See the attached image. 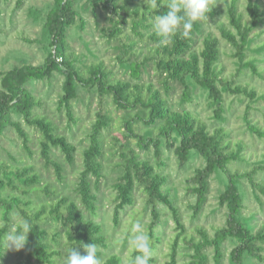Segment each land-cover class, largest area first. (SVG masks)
Masks as SVG:
<instances>
[{
    "label": "trees",
    "instance_id": "1",
    "mask_svg": "<svg viewBox=\"0 0 264 264\" xmlns=\"http://www.w3.org/2000/svg\"><path fill=\"white\" fill-rule=\"evenodd\" d=\"M23 1L18 0V4L21 5ZM78 1L80 0H53L44 14L41 38L46 50L44 62H22L0 70V146L7 129L13 128L32 155V137L27 125L35 127L41 133V155L48 166L55 168L61 182L65 179V166L57 160L55 150L59 149L66 161L74 164L78 148L67 134L58 131L57 125L48 114L38 112L37 108L43 105V100L28 83L36 79H52L56 71L63 73L65 77L59 104L66 106L72 117V104L80 97L81 88L88 91L96 89L100 97V108L89 133L90 142L83 150L84 167L76 187L83 206L52 182L43 183V176L34 163L13 154H10L13 160L0 155V235L13 223L14 211L20 212L23 218L31 220L33 224V231L28 237V251L16 264H63L69 247H76L81 255H87L84 245L91 243L97 245L101 264H122L124 261L119 253H105L98 248H110L111 245L103 223L95 218L99 207L97 190L105 176L103 157L106 151L103 133L113 121L104 102L108 94L112 95L118 108L125 109L129 114L125 120L126 140H116L120 146L122 161L121 171L112 184L116 191L115 224L120 223L121 212L136 203V189L142 187L146 193V203L151 208L152 219L148 223V234L152 240V251L162 239L156 231L162 219L159 207L161 203L169 208L176 222L178 232L171 244L170 259L165 264H177L181 238L193 249L189 254L191 258L185 264H207L209 255L205 249L209 246L214 249L216 262L221 263L225 255L223 245L228 239L235 242L230 252L231 264H251L248 257L264 262V223L260 228L254 229L250 223L252 218L245 216V197L241 183L247 177L264 194V183L255 179L259 170L264 172V159L251 169H232L230 166L233 162L244 158L245 142L240 141L236 147H232L230 129L223 124L211 128L198 113L184 105L194 100L195 86H199L207 92L208 102L214 111L212 117L225 122V94H243L249 98L244 113L247 127L252 133L264 137V129L250 117L252 103L263 95L259 97L256 89L236 82V77L247 67L264 78V73L259 70L258 60L249 59L247 53L254 42L253 31L264 21L260 0H248L250 20L245 19L243 12L239 10L238 0L228 2L229 24L218 23L222 37L235 47L233 55L237 58L238 69L232 78L224 76L223 68L219 67L222 55L221 39L213 31H205L204 21L194 24L189 38L176 35L164 46L154 30H141L140 27L150 29L151 19L166 9H147L145 0H87L93 10L104 7L123 18L113 19L110 27L112 31L108 33L112 37L117 38L122 32L120 22H126L123 13L131 16L134 30L148 44V53L141 60L127 57L128 60L125 61V54L129 49H134V42L123 37L122 55L118 57L139 81L143 72L152 66L160 85H156L154 81L133 82L115 78L113 71L103 60L84 67L83 56L77 55L71 49L69 41V30L78 24L79 18L80 27L84 29L86 26V20L77 8ZM210 9V17L222 13L216 5L210 6ZM31 12L36 19H41L43 15L42 11L36 9ZM200 33H203V42L198 47L197 35ZM263 49L264 46H261L256 51L261 52ZM176 84L182 90L181 108H177L171 100ZM15 114L22 118H16ZM139 122L147 125L144 133L135 129V124ZM131 135L137 138L142 149H151L154 146L156 162L141 156L129 144L127 138ZM164 143L176 153L180 168H184L195 153L201 154L205 159L204 164L197 166L189 178L192 185L188 186V190L196 194L195 202L190 203L194 217L199 216L208 202L212 176L219 172L226 174L227 182L219 194V205L227 208L226 221L216 226L214 234L205 225H199L197 229L200 237L187 235L182 210L171 192L170 176L158 170L168 166L163 150ZM257 196L262 199L258 193ZM134 255L132 252V256ZM2 258L4 250L0 248V260ZM156 260L152 256L150 264Z\"/></svg>",
    "mask_w": 264,
    "mask_h": 264
},
{
    "label": "rangeland",
    "instance_id": "2",
    "mask_svg": "<svg viewBox=\"0 0 264 264\" xmlns=\"http://www.w3.org/2000/svg\"><path fill=\"white\" fill-rule=\"evenodd\" d=\"M53 0H24L21 5L18 0H0V70L12 67L17 63L32 62L39 64L44 62L46 50L41 41L43 35L44 14L49 9ZM123 1V0H122ZM142 2L143 0H139ZM232 0H210V6L215 5L222 11L216 17L208 16L204 20L203 26L205 31H213L221 39L222 55L219 62V67L223 68V75L232 78L237 72L238 61L233 55L235 47L222 37L219 22L229 24L227 15V3ZM248 0H238L239 10L243 12L245 19L250 20V15L247 9ZM260 6L264 10V0H260ZM77 8L81 15L86 20L84 29L80 27L81 20L78 24L69 30V41L71 49L77 54L82 55L85 60V65L103 60L106 66L114 73L115 78L128 79L133 82L154 81L156 85H160L159 78L155 74L152 66H149L142 75V79H136L132 75L130 69H127L126 63L119 59L122 55L121 45L123 37L127 41L134 42V49H129L125 54V61L143 59L148 53V44L143 41L140 34L134 30L133 21L129 14H125L126 22H120L122 32L119 37H112L108 33L112 30L110 27L113 24V19L123 20L121 16L114 14L111 9L99 7L93 10L87 3V0L78 1ZM32 9L42 11L41 19H36L31 12ZM121 14V15H123ZM151 19V18H150ZM153 21V19H151ZM152 23V22H150ZM107 28V29H106ZM141 30L152 31L151 28L140 27ZM254 42L251 48L247 50L249 59L258 60V67L264 73V49L257 52V48L264 46V21L253 31ZM203 33L197 35L198 41L196 46L202 45ZM125 45V44H124ZM132 50H134L132 52ZM64 74L56 71L52 79H36L28 83V86L35 92L38 97L43 100V105L38 107V112L46 113L58 127V131L67 134L68 137L77 145L76 162L70 164L66 161L64 154L56 149V158L65 166V179L59 181L56 175L55 168L48 166L45 159L41 155L39 138L41 133L35 127L27 125V129L32 137L31 147L34 153L24 147L22 138L13 129L8 128L2 137V145L0 146V155L3 158L13 160L10 154L24 158L29 163H34L36 169L43 176V183L52 182L62 191L70 194L83 206L82 201L77 194L76 187L78 185L79 175L84 167L83 150L89 144V133L92 125L97 118V112L100 108V97L96 89L90 91L81 88L80 97L75 99L72 104L73 117L69 114L66 106H60L59 99L63 92ZM236 82L248 84L249 87L257 90L259 98L252 103L250 117L252 121L264 129V78L255 74L251 68H245L236 77ZM182 94L181 86L176 84L172 90L171 100L177 108L180 106V97ZM194 100L184 104L187 108L198 113L203 119L208 122L211 128L219 125H224L231 131L232 147H236L240 141L245 142L243 151L244 158L237 160L231 164V168L251 169L255 164L264 159V137L254 134L247 127L244 120V113L249 103V98L243 94L226 93V116L225 122L218 121L212 117L214 113L208 95L205 90L199 86H195ZM104 102L107 104V109L113 117L110 127L104 129L105 155L103 161L105 164V176L102 177L100 187L97 190L99 195L98 214L96 220L104 225V230L108 235L110 248L98 247L105 253L116 252L122 255L124 260L132 256V251L128 248V238L130 235L131 225L134 222H139L148 233V223L152 219L151 208L146 203V193L142 187L136 189V203L127 206L121 212L120 223L115 224L114 209H115V194L112 184L117 179L121 171L122 155L120 153L118 138L125 139L124 132L126 131L125 120L129 117L125 109L118 108L113 101L112 95H106ZM16 118H22L15 114ZM135 129L139 133H144L147 125L136 123ZM117 140V141H116ZM129 144L143 157H148L152 162H156L154 154V146L151 149H142L135 136H128ZM165 159L168 166L158 168L162 173L170 176L169 185L171 192L175 196L178 205L183 214L184 222L187 226V235L192 234L200 237L197 227L205 225L211 234H214L216 226L224 224L226 221L227 208L219 205V194L223 191L227 182L226 174L222 172L215 173L211 178V191L209 193L208 202L198 217L193 216V209L190 203L195 202L196 194L189 192L188 186L192 185L190 177L193 175L195 168L204 164V157L195 153L191 160L184 168L179 167L178 158L174 150L163 145ZM255 179L259 183H264V172L259 170ZM242 190L244 193V213L246 217L252 218L250 223L252 227L258 229L264 223V194L257 190L251 183L250 179L244 177L242 179ZM257 190V191H256ZM257 193L262 197L259 199ZM161 222L156 227L157 234L162 237L158 246L152 251V256L157 258L152 264H165L170 259L171 244L178 232L176 222L171 211L165 204H160ZM253 215V216H252ZM23 216L18 211L13 212V220H18ZM2 216L0 211V224ZM64 241L65 238L63 237ZM235 242L228 239L224 242V257L221 263H217L214 257V249L209 246L205 249L209 255L207 264H231L230 252ZM28 251L26 245L20 251L8 250L4 252V258L0 260V264H16L19 258H23ZM193 251L187 246L183 238L180 239L179 254L177 264H185L191 258L190 252ZM66 252V250H65ZM251 264H264V262L248 257Z\"/></svg>",
    "mask_w": 264,
    "mask_h": 264
},
{
    "label": "clouds",
    "instance_id": "3",
    "mask_svg": "<svg viewBox=\"0 0 264 264\" xmlns=\"http://www.w3.org/2000/svg\"><path fill=\"white\" fill-rule=\"evenodd\" d=\"M147 9L166 11L156 14L152 21L155 34L160 37V43L166 46L176 35L189 38L197 22L208 19L210 0H145ZM33 231V224L27 218L13 220L7 231L0 235V248L4 252L8 250L20 251L28 244L29 233ZM84 248L87 255H81L76 247H69L63 260V264H101L97 255L95 243L86 244ZM128 248L135 255L122 264H150L152 258V240L139 222L131 225L128 238Z\"/></svg>",
    "mask_w": 264,
    "mask_h": 264
}]
</instances>
